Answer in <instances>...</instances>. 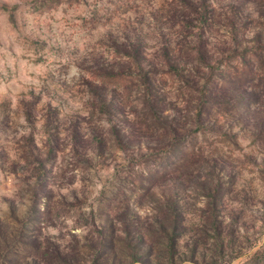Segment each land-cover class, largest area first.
<instances>
[{
    "label": "rangeland",
    "instance_id": "obj_1",
    "mask_svg": "<svg viewBox=\"0 0 264 264\" xmlns=\"http://www.w3.org/2000/svg\"><path fill=\"white\" fill-rule=\"evenodd\" d=\"M0 264H264V0H0Z\"/></svg>",
    "mask_w": 264,
    "mask_h": 264
}]
</instances>
